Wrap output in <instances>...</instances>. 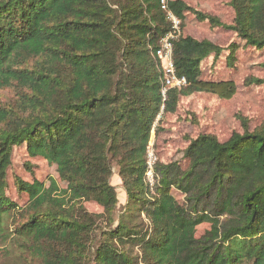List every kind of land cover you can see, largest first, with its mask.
I'll list each match as a JSON object with an SVG mask.
<instances>
[{
    "label": "trees",
    "instance_id": "16d2710c",
    "mask_svg": "<svg viewBox=\"0 0 264 264\" xmlns=\"http://www.w3.org/2000/svg\"><path fill=\"white\" fill-rule=\"evenodd\" d=\"M161 1L0 0V93L14 89L0 103V245L19 249L14 264H264V119L252 129L238 114L241 132L227 140L188 139L187 166L157 163L153 186L146 181L151 137L180 98L236 94L232 80H202V64L224 54L233 64L241 46L264 49V0H227L230 24L164 0L181 31L192 15L236 38L227 47L175 39V73L187 85L165 97L155 58L170 31ZM21 146L57 179L14 177L26 199L18 205L6 192ZM200 225L208 228L197 236Z\"/></svg>",
    "mask_w": 264,
    "mask_h": 264
},
{
    "label": "rangeland",
    "instance_id": "374dc122",
    "mask_svg": "<svg viewBox=\"0 0 264 264\" xmlns=\"http://www.w3.org/2000/svg\"><path fill=\"white\" fill-rule=\"evenodd\" d=\"M182 1L218 17L225 24H230L232 21L233 12L227 6V0ZM180 35L191 36L198 41L208 40L222 47H227L236 40L232 32L198 22L192 15H187ZM225 56L224 54L215 64H212L211 59L203 62L202 80H232L237 86L236 94L230 100H220L204 93H194L180 98L176 111L162 117L159 131L151 137L149 148L155 156V165L177 161L181 167L185 168L187 161L183 157V152L188 139L207 133L215 135L220 141H225L231 133L241 132L236 119L238 114L249 120L252 129L263 121L264 83L246 86L245 81L250 78H264V49L254 50L241 46L235 53L233 64L230 65L226 63ZM13 96L14 89L2 91L0 103L11 102ZM14 177L30 182L33 180L44 182L50 177L57 179L54 166L48 165L42 158L28 156L25 147L22 146L15 148L13 152V164L8 175L6 196L18 205H23L26 199L15 191ZM111 184L116 188L119 205H122L125 196L116 168L113 170ZM174 195L181 201L179 194L174 193ZM86 208L93 213L100 211L94 203L86 204ZM206 228L208 225L198 226L196 235L200 236ZM18 255L19 249L12 243L0 245V264H14L17 262Z\"/></svg>",
    "mask_w": 264,
    "mask_h": 264
},
{
    "label": "built area",
    "instance_id": "2783aa9c",
    "mask_svg": "<svg viewBox=\"0 0 264 264\" xmlns=\"http://www.w3.org/2000/svg\"><path fill=\"white\" fill-rule=\"evenodd\" d=\"M161 9L166 11L167 19L170 23V31L160 40L159 46L155 51V58L161 71V93L165 94L170 89H179L187 85L184 77H178L175 73L172 61V42L180 36V20L174 17L166 8L164 0L160 2ZM154 165L155 156L150 148L147 150V170L146 181L150 187L154 184Z\"/></svg>",
    "mask_w": 264,
    "mask_h": 264
}]
</instances>
